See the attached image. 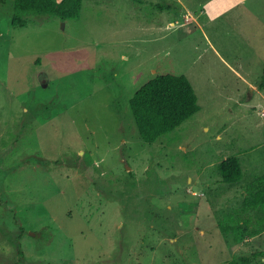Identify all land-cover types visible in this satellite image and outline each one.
Instances as JSON below:
<instances>
[{"label": "rangeland", "instance_id": "rangeland-1", "mask_svg": "<svg viewBox=\"0 0 264 264\" xmlns=\"http://www.w3.org/2000/svg\"><path fill=\"white\" fill-rule=\"evenodd\" d=\"M28 17L14 26L0 9V264H210L264 249V230L236 241L220 224L264 172V0H84L80 17ZM168 71L201 107L149 143L129 100ZM232 155L237 183L219 171Z\"/></svg>", "mask_w": 264, "mask_h": 264}, {"label": "trees", "instance_id": "trees-1", "mask_svg": "<svg viewBox=\"0 0 264 264\" xmlns=\"http://www.w3.org/2000/svg\"><path fill=\"white\" fill-rule=\"evenodd\" d=\"M84 0H11L2 12L10 17L14 26L29 23L28 15L58 16L62 20L80 17ZM264 89V70L259 82ZM130 110L141 137L149 143L180 126L200 110L198 94L186 74L157 73L140 85L132 94ZM221 178L227 183L243 180L244 167L238 155L228 156L219 163ZM246 196L239 208L230 212L220 224L232 232L236 241H243L253 228L264 230V172L245 183ZM22 254V251H21ZM24 259V258H23ZM264 264V249L251 254L210 264ZM17 264H27L25 260Z\"/></svg>", "mask_w": 264, "mask_h": 264}, {"label": "crops", "instance_id": "crops-1", "mask_svg": "<svg viewBox=\"0 0 264 264\" xmlns=\"http://www.w3.org/2000/svg\"><path fill=\"white\" fill-rule=\"evenodd\" d=\"M242 164H244V163H242ZM244 166V165H243Z\"/></svg>", "mask_w": 264, "mask_h": 264}, {"label": "water", "instance_id": "water-1", "mask_svg": "<svg viewBox=\"0 0 264 264\" xmlns=\"http://www.w3.org/2000/svg\"><path fill=\"white\" fill-rule=\"evenodd\" d=\"M34 233V232H33Z\"/></svg>", "mask_w": 264, "mask_h": 264}]
</instances>
